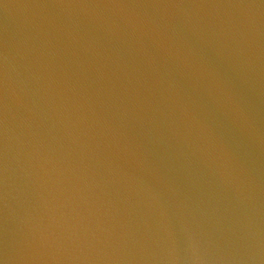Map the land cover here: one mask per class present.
Wrapping results in <instances>:
<instances>
[{
	"label": "water",
	"instance_id": "95a60500",
	"mask_svg": "<svg viewBox=\"0 0 264 264\" xmlns=\"http://www.w3.org/2000/svg\"><path fill=\"white\" fill-rule=\"evenodd\" d=\"M0 264H264V0H0Z\"/></svg>",
	"mask_w": 264,
	"mask_h": 264
}]
</instances>
